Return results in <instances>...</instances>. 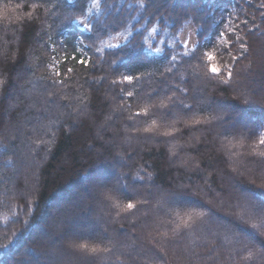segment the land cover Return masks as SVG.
<instances>
[{
    "label": "trees",
    "instance_id": "obj_1",
    "mask_svg": "<svg viewBox=\"0 0 264 264\" xmlns=\"http://www.w3.org/2000/svg\"><path fill=\"white\" fill-rule=\"evenodd\" d=\"M241 1L250 7L245 0ZM166 5L160 0H0V35L11 41L9 49L14 57L9 60L0 58V264L9 263L6 258L9 251L18 247L23 249L22 253L19 252L15 256L20 257L16 258L19 264L22 257L33 253L32 249H29L32 245L26 235L34 225L39 224V218L45 213H50L48 202L59 193H64L70 185L80 180L82 175L86 177L98 159H107L117 165V158L120 157L122 183L129 181L128 184L135 190L133 197L118 193L113 195L112 205L106 203L109 221L117 219L118 223L131 226L140 222L148 223V217L141 215L144 207L142 208L138 201H146L141 195L149 194L148 190L152 188L166 193L168 199L186 196L184 198L191 201L188 202L189 205L175 203L170 214L158 210V228L151 236L154 246L145 241L143 245L148 249L147 254L133 257L137 254L132 252L131 257L122 259L123 264H182L179 255L169 252L176 253V247L181 246L186 239V232L194 234L203 230L206 217L202 215L203 208L198 206L197 200L214 199L215 190L224 193L229 181H236L228 169L226 155L217 151L218 143L213 138L216 126L209 123L192 128L183 125V119L188 120L185 115L195 106L191 94H195L197 90L191 68L199 66L204 73L202 81L208 89L203 91L210 92L209 99L233 101L236 107L247 106L254 108V112L264 111V98L241 103L236 99V90L230 86L234 84L238 64L247 58L253 45L257 44L252 37L264 34V17L260 21V32H247V52L240 54L230 70L214 74L210 71L208 54L202 40L186 46L178 38V34L185 23L193 22L198 37L203 38L213 29L217 20L225 15L222 8L207 0H190L185 7L175 5L172 11L165 9ZM11 7H14V11ZM44 9L49 11L50 16L47 25L43 27ZM81 21H85L86 29L79 25ZM67 29H73L74 32L66 33ZM80 36L86 45L88 57L82 54L77 42ZM120 36L123 40H114ZM31 51L34 55L32 61L36 63V72L40 74L38 76L44 75L39 80L34 76L36 89L42 92L53 90L50 101H58L63 106V98L77 96L76 105L79 110L77 113L67 112L57 125L49 124L54 133H42L44 139H49L50 146L47 148L42 144L38 147V154L44 153L46 160L38 168L35 196L27 199L22 179L17 178L14 173L7 172L4 175L1 169L6 171V164L18 162V149L22 148L19 147V142L11 139L14 137L11 125L18 124L26 114H35V111L26 109L24 98L18 106L13 105L11 99L15 81L18 78L25 81L30 79L29 73L33 75L31 64L28 65V55ZM80 61L85 63L81 64ZM36 72L34 74H37ZM126 77H131V81L126 80ZM263 79L264 73L259 77L262 83ZM151 87L155 90H151ZM236 89L239 91L237 87ZM167 101L173 102L171 107H163ZM200 104L202 103L198 105L199 110L203 108ZM64 108L66 111L65 106ZM113 108L118 111L116 121L112 125L109 124L107 131L99 138L97 126L104 117L112 114ZM172 108L180 114L179 120L172 116ZM80 111L85 114L80 115ZM199 113L203 114L202 111ZM250 114L255 136L250 138L251 133L246 131L244 137L240 134L238 137L233 135L230 139L243 151L240 155L242 164L248 162L253 166L257 165L255 171H259L260 165L264 164L257 160L258 157L264 159V144L260 143L264 131L261 122L264 120L257 113ZM123 127L134 134L136 141L120 147L118 155H115L119 138L124 132ZM112 128L117 134L115 137H111ZM145 128L152 133L145 132ZM162 131L170 132L168 145L174 150L178 143L189 139L193 131H202L203 136L199 142H194L188 148H176L177 153L188 154L193 161L197 159L198 164H194L199 167L175 166L169 157L168 141L161 135ZM27 134L32 136V133ZM33 135L37 138L40 134L35 132ZM153 141L157 144H152ZM248 148L256 159L245 157ZM242 168L240 165L238 169L243 170ZM252 177L254 176L249 179L241 176L238 179L243 185L247 181H253L250 182L253 184L256 181ZM141 179H147L149 183L137 181ZM9 187L12 190H8ZM118 187L121 188L120 185ZM193 190L196 191L197 198L189 195ZM249 190L253 198L263 199V210L264 186L250 187ZM128 204L134 207L129 209ZM186 207L195 210L192 212L184 209ZM227 209L231 211V208ZM135 216L138 217L137 222L130 223L129 219ZM244 220L253 224L262 235L251 226H240L242 230L249 238L254 239L260 249H264V215L252 214ZM30 222L32 223L26 231L21 232ZM65 229H69L68 226ZM164 234L168 237H164ZM204 236L207 237L206 234ZM88 238H83V246L88 250L95 249V253L102 254L103 248L110 247L101 243L95 245ZM247 245L234 253L237 257L242 256L241 258L246 254L252 257L250 261L240 260V264H263L261 253H258L255 261L253 256L256 250L250 247V244ZM162 250L165 253L161 252ZM97 258L84 257L88 261L84 263L73 257L80 264H96ZM192 260L194 262L189 264L214 262H203V259L198 261L195 257H192ZM115 262L118 264V261ZM231 262L229 264H232Z\"/></svg>",
    "mask_w": 264,
    "mask_h": 264
},
{
    "label": "rangeland",
    "instance_id": "obj_2",
    "mask_svg": "<svg viewBox=\"0 0 264 264\" xmlns=\"http://www.w3.org/2000/svg\"><path fill=\"white\" fill-rule=\"evenodd\" d=\"M176 1L177 0H169L168 2L167 0H160L161 3L167 4V8L165 9H170L169 11H172L175 5H182V8L190 2V0H179L178 4ZM207 1H212L215 5L221 7L225 15L217 20L213 25V29L203 38L198 37L197 28L193 22L185 23L178 34V38L186 46L195 44L199 39L202 40L205 52L213 57L209 60V68L211 69L212 66H215L220 69V72L227 71L233 67L241 53L244 51L247 52V32H254L255 30L258 32L261 31L260 21L264 17V0H245L250 7L241 0ZM13 8L14 7H11V10L14 11ZM17 11L19 10L17 9ZM43 11L44 20L42 25L44 27L47 25L46 22L50 14L47 9ZM79 25L85 27V29L87 28L85 21H81ZM72 32H74L73 29L66 30V33ZM221 34H223V36ZM252 38L257 44L253 45L250 54L243 61L245 64L242 61L238 64L239 69H236L233 81L234 84L230 85L236 90V99L238 98L241 103L254 101L255 98H264V79L262 80L263 83L259 80L261 74L264 73V34L253 36ZM114 40L121 41L123 39L120 36L115 37ZM77 42L82 54L88 57L85 51L86 45L81 36L77 39ZM10 43L11 41L8 38L0 35V58L8 60L14 58L9 49ZM33 56V51H31L28 55V65L31 64L33 75L31 76V73H29L28 77H30V79L23 81L18 78L15 81L16 86L11 99L13 105L18 106L21 104L22 98H24L27 103L26 109L35 111V114H26L24 118L20 119L18 124L11 125L12 133H14V137L11 139L19 142V147L22 146V148L18 149V162L15 161L14 164H6L5 166L8 167L6 171L1 169L4 175L7 172L14 173L17 178L22 179L25 185V195L27 199L28 197L35 196V180L37 178L38 168L41 167L44 160H46L44 153L39 151L41 154H38V147L42 146V144L47 148L50 146L49 139H44L42 133H54L49 128V124L54 123L53 125H57L60 120L67 115V112L77 113L79 110L78 105H76V103H78L77 96L62 99L66 107L65 111L64 106L58 103V101H50L51 98L49 99V97L53 94L51 93L53 90L42 92L36 89L34 76H37L35 79L39 80L44 75L39 77V72H36V63L32 61ZM28 68L29 66H27V69ZM191 69L192 74L195 76L194 85L197 94H191L192 98L189 96L193 99V103L195 102V106L189 114L185 115V118H188V120L183 119V125L184 127L190 126L192 128L199 124L204 125L209 123L211 125L214 124L216 129L218 127V130L215 129V134L213 136L218 143L217 151L223 152L226 155L229 164L228 169L231 171L236 181H229V184L225 187L224 193L215 190L213 193L214 199H196L198 201H196L198 206L203 208L202 215L206 217V220H204L205 222H203V230L200 231L198 229L199 231L196 230L197 232H194V234L192 232H186V239L181 246L176 247V253L169 252V254L179 255L182 264H189V262L193 263L194 260H192V257H195L198 261L203 259V262H210L213 260V264H229L230 261H232V264H240V260L250 261L252 257L246 254L241 258L242 256L239 255L240 252L238 253V257L235 256L234 253L241 250V247L250 244V247L252 246L256 250L253 259L256 261L258 253H261L264 264V249H260L258 245L255 244L254 239L251 237L249 238L248 234L240 227L251 226L252 229L257 231L258 229L254 227L253 224L245 222L244 218L252 216V214L264 215V209L262 210L261 207L263 199L253 198L251 190H249L250 187L255 188L256 186L260 188L264 186V164L263 166L262 164L260 165L259 171H255L257 165L253 166L252 163H248L245 160V165L244 162L242 164L240 155L243 151L238 145H235V142H232L233 139H230L233 135H237L238 137V135L241 134L244 137L246 131L251 133L250 138L254 137L255 130L251 126L252 122L249 114L251 112L253 113L250 115L257 113V115H261L260 118L264 120V111L254 112V108L247 106L245 108L236 107V105L232 103L233 101H213L209 99L210 92L208 91L205 93L203 91V89H208L202 81L204 73L199 66H194ZM34 72L37 74H34ZM151 90L155 89L151 87ZM165 90L164 88L163 91ZM80 92L81 90H79V93ZM207 100L211 101V103ZM199 103L203 105V108L200 110L198 108ZM172 104L173 102L167 101L163 104V107H171ZM262 106L264 107V104H262ZM83 110H85V108H83ZM81 111L80 115L85 114V112ZM171 111L172 116L176 117V120H179L181 117L180 114L174 112L173 108L170 112ZM200 111H202L203 114H200ZM38 112H41V114ZM117 113L118 111L113 108L112 114L108 115V117H104L97 126V136L99 138H102V135L107 131V126L109 124L112 125V123L116 121L115 117H117ZM45 114L48 116H45ZM53 119L55 120L53 121ZM226 123H230V125ZM261 123L264 125V121ZM123 128L124 132L119 138V145L116 146L115 155H118L120 147L124 145L127 146L136 141L134 134L129 133L126 127ZM148 130L149 129L145 130V132L150 133L151 131ZM35 132L40 134L37 138H41V141H36V135H33ZM111 132V137L117 136L113 128ZM200 132L193 131L189 139L183 143H178V147L188 148L191 147L194 142H199V139L203 136L202 131ZM27 133H32V136L30 137ZM169 134L170 132L164 131L161 133L167 141L170 138ZM130 136L131 138L129 139ZM34 137L36 139H34ZM261 137L264 138V131ZM227 141L229 142L227 143ZM168 143L169 141L167 142V147L170 152L169 157L175 166H184L185 168L188 166L192 167V165L198 166L194 164V162L197 163V159L193 161L192 157L188 154L181 155L179 152L177 153L178 147L176 146L177 149L175 148V150L171 149ZM152 144L156 145L157 142L155 141L154 143L153 141ZM246 151L245 157H256L253 155L251 149L248 148ZM118 159L117 165L114 162H108L109 160L107 159H98L93 168V170H96L95 174L90 171L87 174L88 178L82 175L80 180L70 185L68 187L69 189L64 191V193H59L48 202L50 214L48 213L49 215L46 219L39 218V224H32V226L34 225V232L27 233L28 235H26V237L28 236L29 238V243L32 245V248L29 249H32L33 253L26 255L24 258L22 257V262L20 264H80L78 260L87 263L88 261L85 260L84 257L90 256H94L95 258L98 257L96 264H117L115 261H118V264H123L122 259L131 257L132 252L137 254L133 255V257L147 254L148 249L143 243L147 241L154 246V243L151 241V236L154 230L158 228V220H160L158 219V210H163L170 214L172 209H174L175 203L189 205L190 203L188 202L191 201H187V199L184 198L186 196H182L183 198L170 197L168 199V197L165 196L166 193L158 192L152 188L148 190L150 191L149 194L141 195L146 201L140 202V200L138 201L139 198L137 199L141 207H144V211H142L141 215H146L148 217V223L145 224L140 222L136 224L135 222H137L136 220L138 219L137 216L129 219L130 223H135L133 226L125 224L124 222V224L118 223L119 220L117 219H111V221H109L107 218L109 213L106 203L111 204L113 195L116 196L119 193L132 196L135 192L133 187L128 184L129 181L126 184L122 183V171L120 170L122 159H120V157L117 158V160ZM257 160L264 162V159L259 157ZM123 163H125L124 160ZM16 164L18 167H16ZM240 165L243 166V170L238 169ZM241 176L249 179L251 176H254L252 178L256 182L251 184L250 182L253 181H247L246 184L243 185L238 179ZM137 181H140V183L144 181L149 183L147 179ZM118 185H120L121 190ZM8 190H12V188L9 187ZM189 195L193 198H197L195 190ZM118 205L122 207L121 203ZM227 208H231V211ZM184 209L192 212L195 210L191 207H186ZM84 211L87 213L85 214ZM31 223L32 222L28 223L21 232L26 231ZM66 226H68L69 229L66 230ZM115 227L117 228L116 230L114 229ZM257 232L261 234L260 231ZM204 234H206L207 237H205ZM88 237L90 238V242L95 245L101 243L106 247L108 244L110 246L109 249L103 248V253L100 254L84 248L82 243L83 238ZM164 237L168 236L164 234ZM200 246L206 248L203 249L200 248ZM19 251L22 253L23 249ZM67 251H71L72 253H68ZM161 252L165 253L163 250ZM108 255L112 257H108ZM117 255L122 257L119 258ZM73 257L78 260L76 261ZM16 258L20 257L9 259V263L7 264H19ZM199 263L200 262H198V264Z\"/></svg>",
    "mask_w": 264,
    "mask_h": 264
},
{
    "label": "snow or ice",
    "instance_id": "obj_3",
    "mask_svg": "<svg viewBox=\"0 0 264 264\" xmlns=\"http://www.w3.org/2000/svg\"><path fill=\"white\" fill-rule=\"evenodd\" d=\"M221 35L223 36V34H221ZM212 58H213L212 55H208V59H209V60H211ZM80 63H81V64H84L85 61H80ZM210 70H211L212 73H214V74H219V72H220V69H219L218 67H215V66H212ZM69 71H71V69H70ZM230 75H231V73H229V76H230ZM125 79L128 80V81H131L132 78H131V77H126ZM260 143H261V144H264V138H261V139H260ZM127 207H128L129 209H131V208L134 207V205H132V204H128ZM93 251H95V249H93Z\"/></svg>",
    "mask_w": 264,
    "mask_h": 264
},
{
    "label": "bare ground",
    "instance_id": "obj_4",
    "mask_svg": "<svg viewBox=\"0 0 264 264\" xmlns=\"http://www.w3.org/2000/svg\"><path fill=\"white\" fill-rule=\"evenodd\" d=\"M168 1V0H167ZM179 2V0H177L176 1V3H178ZM179 4V3H178ZM263 21H264V18H263ZM86 48V47H85ZM231 116V115H230ZM91 172H93L94 174L96 173V170H91ZM87 178H88V175H87ZM50 214V213H49ZM49 214H44L43 216H42V218L44 219H46L47 218V216L49 215ZM32 232H34V227H32V229H31V232L30 233H32ZM26 239L27 240H29V238H28V236L26 237ZM21 248L22 247H18V248H16V249H13V250H11V251H9V254H8V256L6 257L7 259H11V258H14L20 251L19 250H21Z\"/></svg>",
    "mask_w": 264,
    "mask_h": 264
}]
</instances>
